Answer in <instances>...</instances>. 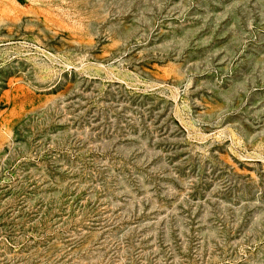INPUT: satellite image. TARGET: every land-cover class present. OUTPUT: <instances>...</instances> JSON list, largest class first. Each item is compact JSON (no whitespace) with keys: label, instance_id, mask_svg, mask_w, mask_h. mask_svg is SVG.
<instances>
[{"label":"rangeland","instance_id":"374dc122","mask_svg":"<svg viewBox=\"0 0 264 264\" xmlns=\"http://www.w3.org/2000/svg\"><path fill=\"white\" fill-rule=\"evenodd\" d=\"M0 264H264V0H0Z\"/></svg>","mask_w":264,"mask_h":264}]
</instances>
